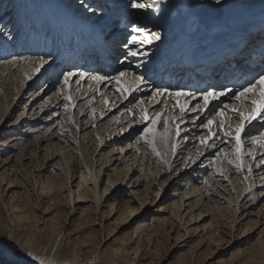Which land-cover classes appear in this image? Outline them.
Instances as JSON below:
<instances>
[{
    "label": "rangeland",
    "instance_id": "rangeland-1",
    "mask_svg": "<svg viewBox=\"0 0 264 264\" xmlns=\"http://www.w3.org/2000/svg\"><path fill=\"white\" fill-rule=\"evenodd\" d=\"M182 1L185 0H173L171 6H165L164 16L170 19L174 15L173 21L177 23L192 16L190 9L182 11ZM129 3L130 0H0V264H41V261L43 264H243L251 260L252 252L264 258V181L259 178L264 171L254 168L260 156L256 155L255 161L245 157L248 165L252 161L251 173L247 169L237 172L227 164V159L234 158L233 145H218L217 139L215 149L206 148L202 155L198 154L195 163L191 164L193 156L190 165L183 166L185 153L190 148L194 151L195 147H200L199 137L206 134L203 127L195 125H200L206 115L225 103L238 102L240 107L231 93L213 100L195 125L181 126L196 130L188 149L187 145H180L185 138H177L180 143L173 153L171 146L175 136L167 144L158 136L156 148L160 155L157 156L140 139L146 125L138 119L134 122L132 113H139V109L132 108L136 100L143 99L144 106L155 115L153 109H161L162 105L149 99L154 87L167 88L170 92H187L191 88L186 81H178V70L177 79L167 77L170 68L166 61L174 47H166L169 42L165 39L142 45V52L147 55L126 56L129 29L123 25L115 28V22L126 15L140 25L139 21L148 19L147 14L154 12L149 7L132 9ZM205 4L207 1L202 3ZM62 12L65 17L57 22L58 28L46 27V22L56 21ZM250 17L253 15L246 14L247 20ZM70 22H80L85 30L94 31L93 39L83 31L82 37L72 38L68 34ZM262 23L264 19L250 28L247 21L244 31L233 32L229 43L239 35L237 46L242 44L245 49ZM100 41L106 42L104 44L112 41V49L120 46L125 49L111 51L112 60L100 62L97 59L98 63L89 66L94 59L89 61L91 54L86 55L84 51L88 47L92 50V46L95 49ZM93 55L96 56L95 52ZM41 59L49 63L41 66ZM257 63L254 62L253 68ZM159 65L163 66L158 69ZM253 68L252 76L264 71ZM67 71L76 72L77 78L85 73L79 83L73 82L70 88H64L76 105L75 108L69 105L70 111L65 110L66 101L60 95L61 73ZM120 72L129 73L125 82H131L132 74H143L147 87L123 99L110 79ZM97 74L109 79L98 84L90 78ZM212 86L205 85L195 92L201 95L205 90L228 88L224 83L211 89ZM242 87L233 89L238 91ZM107 96L109 102H106ZM198 102L202 103V99L192 101L193 104ZM173 103L174 100H169L170 106ZM177 110L173 111L178 115ZM171 112L165 110L164 114L173 115ZM194 115L189 113L185 118L192 120ZM163 131L160 127L159 132ZM101 138H104L103 143ZM249 143L245 141L246 150H255V154L261 151L254 146L247 149ZM222 147L229 151L217 158ZM104 158L114 161L104 166ZM133 160H137L135 172L131 171L124 180L125 176L119 175L118 170ZM150 163L162 172L157 180L146 174ZM137 169L145 173V181H137L140 177ZM218 169L223 170L228 179H224ZM54 176L60 180L58 185L54 188L51 184V192L42 194L41 184ZM67 178L68 185L64 182ZM118 180L119 184L125 182L114 196H104V188L112 189ZM249 180L253 186L248 185V190L242 194ZM191 191L196 193L192 203L198 198L205 202L198 208L206 214V222H211L212 228L207 232L200 229L187 240L190 236L179 226L172 212L173 203L181 204L179 199ZM79 194L82 196L78 201ZM135 194L140 198L150 194V204L138 205L137 218L129 221L127 217L108 227L112 202L116 201V206L123 205V208L131 202L139 203ZM238 195H242L240 200ZM236 211V218L241 215L246 221L248 217L256 220L260 215L261 223L248 237H240L236 229L229 234L230 220ZM164 218L171 220L165 222ZM197 227L199 225L191 229ZM211 232L220 233L218 242L207 238ZM183 235L187 238L180 241ZM72 250L78 257L71 256ZM29 252L35 259L27 255Z\"/></svg>",
    "mask_w": 264,
    "mask_h": 264
},
{
    "label": "bare ground",
    "instance_id": "bare-ground-1",
    "mask_svg": "<svg viewBox=\"0 0 264 264\" xmlns=\"http://www.w3.org/2000/svg\"><path fill=\"white\" fill-rule=\"evenodd\" d=\"M186 1H189V3H185ZM205 1H207V4L203 6L202 3H204ZM147 2H148L147 3L148 7L151 8L152 11L154 12H151V13L149 12L147 14L149 16L148 19L139 21L140 25L148 26L147 29L149 31H152V32L158 31L161 34L160 40L165 39V42H169V44L166 45V47L168 46L174 47L173 54H171V56H169L170 58H168V60L166 61V64L169 65V68L172 71V74H170L171 71L169 70L167 77L169 79H177L175 72L178 70V73H177V75H179L178 81L180 80L182 82L183 80L186 81L187 82L186 85H188V87L191 88L186 91L195 93L198 97V101L201 95L199 91H197V93L195 91L201 90V87H204L205 85H213L211 87V89H213V87L214 86L217 87L219 83L220 84L224 83L226 84V86L228 85V87H231L237 90V88L240 86L237 84L238 82L235 81L237 77H238V80L243 82V84H241L243 86L248 82L249 79L254 77L250 75L253 73L250 71L251 66L249 65V63L253 62L255 59L256 61L259 60L256 66L264 63V30L260 32V34H258L257 36L256 34L259 33V30L258 29L256 30V32L250 37L249 45L245 49V51L242 50L241 52H239V47H237L236 45H235L236 47L231 49L230 47L232 46L233 40L229 43L233 32H243L244 31L243 29L247 21H250V25H251L250 28H255V26L259 24V21L264 19V0H243L241 4H240V0H226L223 5H216L214 3V0H185L184 3L182 1V3L180 4L182 5L181 6L182 11L183 10L188 11V9H190L189 14H191L192 16L184 20L185 24L183 26L181 25V28H179L178 25H175L172 23L173 22L172 20L175 18L174 15L171 16V21L169 20V17H167L166 15L164 16V13L167 11L165 6H171L173 0H166L165 2L166 5L156 4L155 0H148ZM192 3H196V4L191 6ZM246 14L253 15V17H250L247 20ZM64 17H65V13L62 12L61 15L57 19H55L56 21L46 22L47 23L46 27L49 26V29L50 27H52L53 29L58 28L57 22L59 21V19L63 21L61 18H64ZM70 23L71 25L68 24L69 28H79L81 30L80 32H78V34H76V37L78 36L82 37L83 35H81L80 33L83 31L82 32L83 34L86 33L88 34L87 37H90L91 39H93V35L95 34L94 31L85 30L84 29L85 27H83V25L80 22H76V23L70 22ZM216 23H219L220 25H217ZM260 27L264 28V23ZM248 29L249 27L245 30H248ZM68 34L71 35L72 38L75 37L73 32L68 31ZM71 36H70V39H71ZM213 38L215 40H211ZM236 39H239V35H236ZM104 43L106 42L100 41L95 45V49H94V46H92L90 47L92 48V50H88L89 48L88 47L87 51L86 50L84 51L86 55L87 53L88 55L91 54V56L89 57L90 59L89 61H91L92 58L94 59L93 62H90L88 64L89 66L95 65L96 63H98L96 61L97 58L98 60L100 59L99 60L100 62L101 60L103 61L112 60L114 58H112V56L109 54L111 51L121 52L125 49L124 46H120L116 49H112L113 48V46H111V44L113 43L112 41L108 42L107 44H104ZM213 44L214 45L216 44L215 47L213 46ZM105 50L107 51L105 52ZM216 50H220V51L216 53V56L213 59H209L207 61L205 58L202 59V57L209 56L210 53ZM93 52H95L96 56L93 55ZM98 52L101 58L98 56ZM240 54H242V56H240ZM244 58L248 59V60L245 59L247 63H244ZM217 59L219 60L216 61ZM162 66L163 65H159L158 69H160ZM187 66L189 67V69L187 68ZM190 68H191L192 74L191 73L188 74ZM256 68L257 67H254L253 69H256ZM201 74H206V76L204 75L200 76ZM194 78H195V81L192 80ZM239 90L240 89H238V91ZM117 98L118 97L115 96V100H117ZM181 99H185V98H181ZM109 101H110V97L107 98V102ZM233 105L236 107H239L238 102ZM173 110L171 112L173 113V116H178L176 114L177 112ZM177 111L179 112V110ZM184 119L186 120V123H183L181 126H187V125L193 124V119L188 120L185 117ZM195 131L196 130L194 127H191L190 129L186 127L184 131H182L181 133L180 138L182 137L185 138L180 141L181 143L177 141L176 137L174 139L172 138L173 141H172L171 151L174 153V150L178 148L177 144L179 143L180 145H183V144L187 145L185 148L188 149L190 144H192V140L194 139L193 134L195 133ZM103 142H104V138H101V143ZM219 144H221V139H218V145ZM205 149L206 148L202 145H200V147H195L194 151H192L193 149L190 148L187 151V153H185L186 158L184 160L183 166L190 165L189 161L193 159V156H194V159H193L194 161L198 158V153H204ZM259 150H258L259 152H256V154H255V150L254 151L252 150V152L257 156L264 154V149H259ZM113 161H114L113 158L112 159L104 158V163H105L104 166H108ZM193 161L191 162V164L193 163ZM257 162L258 161H256L254 164L255 171H258V172L264 171V165H260L259 167H257L256 166ZM136 163H137V160H133L132 163H127L124 169L122 168L118 170L119 171L118 174L122 176L124 175L125 176L124 180H125L131 171L135 172ZM249 163L251 165L252 161H250ZM136 172L137 173L140 172V177L137 178V181L140 182L142 179H144V181L146 180L145 173H141L140 169L139 170L137 169ZM147 173L152 178H156V180L162 175V172L159 171L158 166L152 165L151 163L148 167V170L146 171V174ZM262 174L259 176V178L261 179L260 181H264V177H262L264 176V172ZM97 178H99V176ZM59 181L60 180L57 176L47 178L43 182V184H41L42 187L40 186V188H42L41 189L42 194L45 195V192H51V189L49 188L51 184L54 187L58 185ZM147 181L149 182V180ZM64 182L65 184L68 185L69 184L68 178ZM124 182L125 181H122L120 184H119V180L117 182H114L112 189L105 187L103 190L104 196H108L109 194L111 196H114L115 191L119 189L123 185ZM99 183L100 181L96 182L97 185ZM248 185L250 188H252L253 186L250 180L248 181L247 186H245L242 189L243 190L242 194L246 193V191L248 190ZM89 191L90 190H88L87 192ZM58 193L59 192H57V194ZM135 195H136V199L139 200V203L131 202L128 206L124 208H123V205L120 207L116 206V201L112 202L110 209H109L110 210L109 215H108V218H109L108 227H110L114 223L119 222L121 220H126L127 217L129 221H131L135 217L137 218L138 215L140 214L138 212L140 211L139 210L140 208L138 205L140 204V206L147 207L148 204H150L149 202L150 197H151L150 194L149 195L143 194L141 195V198L139 194L138 195L135 194ZM195 195L196 193L193 191L187 192L186 196H182V199L181 198L179 199L181 201V204L179 202L173 203L174 211L172 212V215L176 219V221L179 222L180 224L179 226H182L184 230L186 231V234L190 236L189 239L187 240L192 239L194 232L200 229L202 230V232L203 231L207 232V230L212 228V223L206 222L208 219L206 217V214L203 213V211L199 210L202 206L205 205V202H203L202 198H198L195 201L196 203H192V200H194ZM81 196L82 195L79 194L78 201L81 199ZM241 196L242 195H238V200H240ZM200 204H201V207L198 208ZM237 208H238V204H237ZM14 209H17V208L14 207ZM237 213L238 211L234 213L233 219L230 220L229 234H232V232H234L236 229V232H240L241 234L240 237H248V235L254 232L259 226V224L261 223L259 222L260 215L259 214L257 215L256 220L249 219L248 217L246 221V219L243 218L244 216H241V215L240 217L236 218ZM112 215L114 216L112 217ZM164 219H165L164 220L165 222L171 220V218L170 219L164 218ZM171 222L173 224V221ZM195 225H199V227H197L196 229H191V227ZM174 226L175 225L173 224V227ZM187 235H183L180 238V241L187 238ZM208 235L209 236H207V238L210 239L211 242H218L220 239V233L211 232V233H208ZM222 239L223 238H221L220 243L222 242ZM186 242L187 241H184V243ZM117 254H120V252H117ZM251 254H252L251 260L243 264H264V258H261L260 254L257 253L256 255V252H252ZM66 255H69V254L67 253ZM73 255H74L73 258L78 257L74 250H72L71 252V256ZM253 258L255 259L252 260Z\"/></svg>",
    "mask_w": 264,
    "mask_h": 264
},
{
    "label": "snow or ice",
    "instance_id": "snow-or-ice-1",
    "mask_svg": "<svg viewBox=\"0 0 264 264\" xmlns=\"http://www.w3.org/2000/svg\"><path fill=\"white\" fill-rule=\"evenodd\" d=\"M166 0H155L156 4L164 3ZM216 5H223L224 0H214ZM129 7L132 9H145L148 7L146 2L141 0H130ZM121 25L129 29L128 37L125 43V47L128 48L126 56L138 57L141 55H147L146 52H142V45H151L153 41H159L161 34L156 31L152 32L147 29L146 26L139 25L132 22L124 15L117 19L114 27L119 28ZM135 47H129V46ZM46 59L40 60V65L48 64ZM139 67V65H138ZM39 70V69H36ZM129 73L120 72L118 76L111 77L110 79L115 82L116 91L120 96L127 100L133 93L141 91L147 87L148 81L146 77L141 75L132 74L131 82H125ZM85 77V73H80L77 78V73L73 71H67L61 73L62 88L60 95L63 96L66 101L64 107L66 111H70L71 108H75L76 105L72 103V97L64 88H70L72 83H79L80 79ZM74 78H76L74 80ZM92 80L98 84L103 83L106 79H109L105 75H91ZM229 93L232 94L235 101L240 102V107H236L232 104L225 103L219 109H214L211 114L206 115L205 119L201 121L200 125H195L196 120L200 119L201 113H206L209 105L213 100L218 99L221 96H226ZM185 98V99H181ZM151 101L155 104L162 105L161 109H153L155 115L149 112V109L145 105L143 99H138L132 105L133 109H139V113H132L135 120L143 122L146 126L143 127L140 134V139L149 145L153 152L159 156L160 153L156 148V139L158 136L167 144L172 136L176 138L181 137L184 129L181 127L183 123H186L184 117L189 113H195L193 116V124L198 127H203L206 130V134L199 137L200 145L205 148L215 149L217 147V139H221L222 144H232L234 151V158L227 159V164L230 165L233 170L237 172H243L245 169L251 173L252 168L246 163L245 157H250L252 160H257V156L246 150L245 141H250L247 145V149H251L253 146L260 149H264V71L256 74L252 77L239 91H234L233 88L228 87L223 90H205L202 92V103L198 102L193 104V100H197L198 97L193 92L176 91L170 92L167 88L154 87L149 96ZM169 100H174V103L170 106ZM107 102V101H106ZM71 105V108L69 107ZM173 109H178V116L165 115V110L171 112ZM132 112V109H129ZM219 117V119H217ZM179 119V122L177 120ZM255 122V123H254ZM163 127L164 131L161 134L159 128ZM255 129V134L253 133ZM124 129H121L123 131ZM229 149L220 148L217 153H227ZM201 154L202 153H198ZM195 163V161H193ZM264 165V154H261L257 162V167ZM219 174L224 179H228L224 176L223 170L218 169ZM247 178V177H245ZM28 256L35 259L33 254L29 252ZM43 264V261H41Z\"/></svg>",
    "mask_w": 264,
    "mask_h": 264
}]
</instances>
